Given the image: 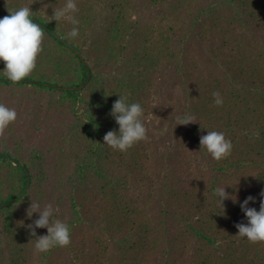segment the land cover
<instances>
[{"label": "trees", "instance_id": "trees-1", "mask_svg": "<svg viewBox=\"0 0 264 264\" xmlns=\"http://www.w3.org/2000/svg\"><path fill=\"white\" fill-rule=\"evenodd\" d=\"M63 1L43 0L44 14L33 17L81 52L92 73L90 82L76 92L0 83V97L4 87L31 86L50 92L56 101L48 103L49 108L63 111L61 130L46 153L25 148L32 146L26 143L19 117L0 132V153L30 172V188L18 204L38 196L36 171L45 155L52 157L51 175L70 213L67 219L61 210L53 218L69 226L71 243L37 252V238L26 227L34 219L22 220L17 204L9 206L0 210V237L7 241L9 264H105L103 247L111 248L105 241L93 240L89 246L76 242L89 221L116 238L120 251L132 232L143 231L141 242L131 247L140 260L131 258L130 264H264V243L236 236L235 227L247 223L240 203L252 196L255 202L249 207L258 211L264 191V0H144L157 11L158 20L150 23L133 19L140 0H82L74 15L79 21L76 38L69 36L70 20L50 17ZM96 5L105 9L100 33L84 45ZM21 7H27L24 0H9L0 18ZM41 46L36 67L25 80L64 87L84 82L86 70L69 48L46 31ZM3 68L0 62V71ZM161 77L163 88L178 86L190 102L181 109L165 108L168 112L164 109L162 115L167 130L187 139V155L153 154L148 129L146 138L126 152L102 145L108 131L118 130L109 115L118 95L141 104L145 123V115L157 108L150 97L162 89L156 85L152 91ZM0 78H5L3 72ZM214 92L220 93L222 105L215 104ZM185 113L195 117L193 123L178 125L177 117ZM212 130L224 132L233 145L220 161L200 151V137ZM128 180L142 185L145 194L139 197L146 196L132 203L134 207L120 199L129 190ZM24 185V173L0 158V204L18 197ZM218 186H229L226 192L237 196L235 203L224 202V214L214 195ZM155 205L157 215L149 217ZM36 233L45 235L47 229ZM179 244L188 245L184 258L178 254Z\"/></svg>", "mask_w": 264, "mask_h": 264}, {"label": "rangeland", "instance_id": "rangeland-1", "mask_svg": "<svg viewBox=\"0 0 264 264\" xmlns=\"http://www.w3.org/2000/svg\"><path fill=\"white\" fill-rule=\"evenodd\" d=\"M43 0H24L25 5L30 7L33 11V15H43L44 6L40 4ZM82 0H74L77 6L81 3ZM92 0H89L90 4ZM61 3V2H60ZM66 0H64L61 4H65ZM9 5V0H0V10L6 8ZM62 5V6H63ZM61 6V7H62ZM137 9L133 14V19H137L140 23H150L158 20L156 18V10L153 5L147 6L144 0L138 1ZM156 9H159L158 7ZM96 11L95 21L93 22V29L89 30L87 36L84 38V45H88L90 39L93 36H98L100 33V25L104 19V7H99L96 5L94 8ZM76 12L73 13L75 15ZM54 15V11H53ZM60 20H68L66 18H61ZM223 50V48H222ZM221 50V51H222ZM224 51V50H223ZM225 52V51H224ZM167 74L164 75V77ZM162 81V77L158 80L157 84H155L152 91H155V87L162 88L156 90V92H152V96L150 97L151 105L157 106L154 112H150L145 115V124L148 129V141L152 143L151 152L153 154L158 153H169L174 154L175 156L182 154L187 155V139H179V136L171 131V129L167 130L163 121L162 115L164 113V109L171 110V107H176L177 109H181L183 105H189V100L184 96L183 91L178 87L173 88H163L162 84H159ZM31 86L22 87V88H11L10 86L4 87L1 92L0 101L1 103L7 105L9 108H14L17 112V117H19L22 121L23 126H25V139L26 143L32 147H25L28 151L37 150L36 153H46L47 149L52 147L50 143L52 142V138H54V134L58 133L61 130V120L60 117L63 114L62 108L59 109H50L48 103H50L53 99L56 101L54 96L50 94V92H46L41 89H32ZM195 88H192L190 91L193 92ZM165 109V111H167ZM167 111V112H168ZM56 123V124H55ZM3 137V136H2ZM2 137L0 136V146L2 144ZM4 143V142H3ZM180 151V153H176ZM34 153V152H32ZM150 155H152L150 153ZM45 159L42 161H38L36 167H40L36 171L35 174V187L39 190L38 196L30 195L27 200L23 204H17L18 212L22 217V220L27 218V211L30 207L31 201L33 203L38 202L41 206V210L45 205L51 204L54 209H58V211L54 213H59L61 210L65 213V218L70 217V213L68 209L67 203L62 200L64 196V192L61 191L57 187V180L51 175L53 173V162L51 156H44ZM128 192L124 193V195L120 198L122 203L125 206H132V203H139L140 198L142 201L146 200V196L139 197V193L145 194L143 191L142 185H138L134 183V180H128ZM30 188V187H29ZM29 190V189H28ZM155 192L158 195V198L162 196L159 189L156 188ZM28 193V191H27ZM122 207L121 204L118 205ZM134 207V206H132ZM131 207V208H132ZM154 207V206H153ZM31 211V210H30ZM157 206L152 209L149 217H155L157 215ZM39 213H34L31 219H38ZM2 222L0 221V231L2 229ZM88 227L85 228L82 233L79 234L76 238V242L79 245L87 244L93 242V240H103L105 241L111 248L103 247L106 252L102 255V262L105 264H125L123 262L124 257L128 264L131 263V258L140 260V257L137 255L138 251H135L131 247H135L136 243L141 242L140 234L143 235V231L139 230L138 234L131 233V236L127 238L128 242L126 245L121 246V251L118 250L119 243L116 242V238L111 239L110 235L103 231L101 227H97L95 225V221H89ZM125 237V235H123ZM156 240V238L154 239ZM94 241V242H95ZM167 241V239L165 240ZM197 246V245H195ZM178 254L182 258L185 257V254L188 251V245L183 246L179 244L177 246ZM32 254H35V250ZM9 250L7 246V241L0 237V264H9Z\"/></svg>", "mask_w": 264, "mask_h": 264}, {"label": "clouds", "instance_id": "clouds-1", "mask_svg": "<svg viewBox=\"0 0 264 264\" xmlns=\"http://www.w3.org/2000/svg\"><path fill=\"white\" fill-rule=\"evenodd\" d=\"M76 9L77 5L74 0H66V3L53 10L54 15L50 16L55 21L61 18L70 20L73 27L69 36L72 38L79 35V21L73 15ZM9 13L10 15L0 18V62L4 63V68L0 72H3L7 81L19 83L24 81L36 67L37 56L43 50L41 45L44 28L31 19L33 11L30 7H21L9 11ZM118 97L109 113L118 126V130L108 131L103 138L102 145L126 152L135 143L146 138L147 129L142 120L143 108L141 104L128 103L123 96L118 95ZM213 97L216 105L223 104L219 92H214ZM16 119V110L0 103V132L8 128ZM194 119L195 117L190 113L177 117L178 125L193 123ZM199 143L200 151H205L215 161L229 156L233 148L231 140L226 139L225 133L222 131H207L206 135L200 137ZM226 187L229 186H218L214 190V195L223 214L226 200L237 202V196L226 192ZM260 195L261 202L258 211L256 208L249 207L250 202H255L252 196L240 203L247 223L235 225L238 229L236 236L246 238L252 244L264 243V191ZM56 211L58 209H54L51 204L45 205L41 210L38 202L31 201L27 216L31 218L34 213H39V217L34 224H28L26 227L30 235L37 238L35 241L37 252H47L54 247H67L71 243L69 226L61 220L53 218ZM36 229H47V234L38 237Z\"/></svg>", "mask_w": 264, "mask_h": 264}, {"label": "water", "instance_id": "water-1", "mask_svg": "<svg viewBox=\"0 0 264 264\" xmlns=\"http://www.w3.org/2000/svg\"><path fill=\"white\" fill-rule=\"evenodd\" d=\"M31 19H33L34 22L41 24V26L44 28V31H46L53 39L62 43L64 46L69 48L76 55V57L78 58V60L81 62L82 66L86 70V77H85L84 82L81 85L74 86V87H64V86H59V85L49 84V83H44V82H39V81H33V80H24V81H21L19 83L20 84H28V85H36V86L46 87L49 89H55V90L67 91V92H76V91H80V90L84 89L88 85V83L90 82L92 73H91V70H90L87 62L85 61V58L81 54V52L74 45L67 42L64 38H62L58 34L54 33L45 24H43L42 22H40L36 18L32 17ZM0 83H11V82L7 81L6 78H0ZM0 158L7 159L13 166L17 167L25 175V185H24V188H23L22 192L20 193V195L18 197H16L15 199H12L11 201L0 204V210H1V209H5L9 206L16 205L17 203H19L24 198V196L27 194V191L31 185V175H30L29 171L27 170V168H25L22 165V163L19 162L14 157H12L6 153H0Z\"/></svg>", "mask_w": 264, "mask_h": 264}]
</instances>
